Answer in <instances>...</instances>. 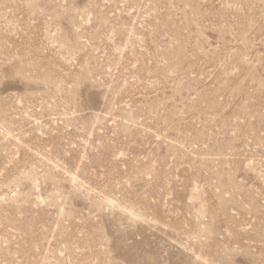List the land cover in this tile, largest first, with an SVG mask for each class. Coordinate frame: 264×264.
<instances>
[{"label": "rangeland", "instance_id": "obj_1", "mask_svg": "<svg viewBox=\"0 0 264 264\" xmlns=\"http://www.w3.org/2000/svg\"><path fill=\"white\" fill-rule=\"evenodd\" d=\"M0 264H264V0H0Z\"/></svg>", "mask_w": 264, "mask_h": 264}]
</instances>
